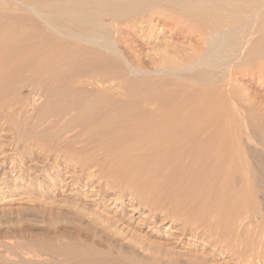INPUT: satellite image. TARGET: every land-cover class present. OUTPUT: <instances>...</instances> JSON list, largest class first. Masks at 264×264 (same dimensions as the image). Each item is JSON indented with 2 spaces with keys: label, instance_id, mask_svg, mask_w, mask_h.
Returning a JSON list of instances; mask_svg holds the SVG:
<instances>
[{
  "label": "rangeland",
  "instance_id": "rangeland-1",
  "mask_svg": "<svg viewBox=\"0 0 264 264\" xmlns=\"http://www.w3.org/2000/svg\"><path fill=\"white\" fill-rule=\"evenodd\" d=\"M31 6L21 5L14 0H0V39L3 32L13 33V35L17 33L14 40L19 42L24 39L23 44L19 42L23 46L28 41L29 44L37 42L36 40L42 36H48L47 33L49 31L47 30V33H45L39 25L47 23L42 21L36 14L38 11L37 7L33 8ZM261 9L263 12L260 17L264 18V7ZM157 15L159 14L153 17L154 20L158 19ZM262 18H260V21L264 22ZM47 19L52 20L51 17ZM148 19L149 16L147 19H143L144 23L143 21L142 23L139 22L135 24L136 26L134 24H131V26H120L119 29L122 28L123 30L121 29L122 32L117 33L119 37L118 45H120L116 46L119 54L117 52L115 54L114 50L112 53L99 46L95 47L92 45V47L91 45L87 46L89 44H81L85 45L82 48L83 50L79 49L83 52L79 51L80 55L83 56L81 59V56L77 53L79 59L76 58V62L80 64L84 58L87 59L86 56L88 55L85 54L84 57V52L100 54L99 57L102 58L98 59L97 56L95 58L97 60H91V63L87 62L89 63L87 69L95 70L99 66L102 68L108 67L122 78V82L128 88H137L135 91L137 92L138 90V94L142 91V93L148 91L155 98L162 99L161 101L165 102L166 106L169 105L167 108L173 107V104L175 105L177 102L176 107L179 105L178 107L183 109H191L190 112L188 111L190 114L186 111V115L195 119L198 117L200 121L202 118L203 120H210V122L216 123L217 126L220 125L218 126V131H223L221 129H224L226 125L224 130L231 134L241 131L242 135H244L250 129H255L257 136L264 132L263 57L261 60V57L256 52L255 55H252L253 58L254 56L256 57L254 58L255 60L257 59L254 62L250 56L242 58L245 56L244 54L238 60L233 56L234 59L232 58V60L231 55L228 54V57L225 54L222 57L223 61L212 60L217 66L219 65L218 67L212 62V68L198 66L199 69L196 67L194 68L195 70L188 69V72L186 70L179 71L177 75L175 71L171 72L172 70L170 71L171 73L169 70L168 72H157L156 69H160L162 66L163 68L164 66H166L165 68H173L177 67V65L180 67L182 63L186 64L187 60L197 56V52L199 54L203 52L205 48L200 42L201 39H198V35L189 39L190 37L186 34L179 32L173 25V23L177 24L176 22L169 21L167 23L163 19L157 23H152L153 25L151 24L148 28V24L153 20L152 18ZM165 24L169 25L166 26ZM172 28L174 29L172 30ZM254 29L256 30V25ZM14 32L16 33L14 34ZM259 39L261 43L258 41ZM263 40V34H258L252 42V44L255 43L256 45L253 44V46L251 44L248 49L251 48V51L255 50L258 52L262 51V49L264 50ZM254 47L259 49L257 50ZM192 49L196 55L193 54ZM217 52L220 51L218 50ZM123 53L135 62V66L140 64V70L144 69L145 72L133 74L126 67V62H123L125 61L122 58ZM125 54H123V57ZM114 55H116L118 61L115 60L116 57ZM218 56H221V54ZM225 56L230 58L229 60H232V63L228 58L223 63ZM241 59L244 60L241 61ZM170 60L171 62H169ZM0 61L3 62V59L0 58ZM85 61L84 63H86ZM237 61L240 65H243L239 67L240 65ZM1 62L0 70L2 71L0 72L2 74H0V77H3L6 73V75H9L12 71L15 72L13 69H22V65L20 68L14 65L13 67L15 68H13L12 64L5 62V60L4 62L7 64ZM94 62L95 64L98 62L96 66H94ZM109 62L113 66H110ZM226 62L232 64V67H227L228 64ZM103 63H106V66ZM2 64L4 66H1ZM221 65L223 66L221 67ZM90 66H93V68ZM213 66L216 67L213 68ZM201 68H203V74ZM71 69L76 70L72 66ZM206 69L211 70L207 71ZM61 70L64 71L65 69ZM227 70L229 74H227ZM209 72H212V74ZM204 73L212 75V78ZM28 74L24 75L25 79ZM203 75L207 77H203ZM230 75L231 77H229ZM207 78L210 79L208 80ZM206 80L208 81L206 82ZM195 81L197 82L195 83ZM55 84L58 85V83ZM191 85L194 86L191 87ZM0 86V100H2L0 104V264H264V210H262L264 209V201L260 198L253 197L250 199V197L245 195L240 196V190L243 189L242 186L244 187L243 184L239 183L241 185H239V188L236 185L227 186V188L217 180L214 184H211L212 186L205 185L204 189L202 187L190 189V187L184 186L185 179L183 176L179 174L174 176L173 174L168 182H164V179L162 180V187L158 186L159 188H155L151 185V177H154L155 173L160 175L162 172L152 171V160H155L152 157L154 156L145 155L142 157L140 154L137 156L138 153L128 152V141L113 139L109 137L110 130L101 129L102 125H106L108 122L106 119L102 120L103 122L101 120L99 122L97 119L92 120L89 118L90 121L88 117L78 116L76 115V110L72 111L74 107H67L71 106L70 102L67 103L65 100L66 103H64L65 101L59 99L60 97L57 99L48 98L47 93L44 95V90H39L36 86L32 87L33 85L28 83L27 80L25 82L19 80V82H14V84H0ZM55 86H53L54 88L51 87L55 89ZM82 87L78 86V89L76 85V89H72L73 94H86L87 91L84 92V90L87 86L84 89H81ZM57 88L58 86H56ZM100 88L103 89L104 87L102 88L101 86ZM124 88L125 90L122 89L120 93L113 91V89L110 91L104 89V91L111 95L117 93L119 99H123L121 101L124 102L126 97L123 94L128 89ZM233 95L234 97H232ZM8 98H11L10 101ZM138 100L137 97L131 100L133 102L125 99L130 105H137L138 113L145 112L146 107L141 105ZM252 101L257 106L260 105V108L250 111L253 106ZM51 103L55 104V107L53 105L51 108ZM189 106L190 108L188 109ZM258 110L259 112H257ZM245 114V118H240L241 116L244 117ZM206 116H209V118L207 117L206 119ZM224 116L225 118H223ZM78 118L79 121L77 120ZM99 126L102 127L99 128ZM246 126L248 129L250 126V129H245ZM85 127L97 129L94 132H89V130L86 131L87 128ZM105 128L107 127L105 126ZM123 144H128L125 145L126 150ZM109 150L113 153L111 154ZM116 153L119 155H116ZM129 154L132 158H135H133L134 163ZM157 154L155 153V156ZM122 155L124 156L122 157ZM125 155L127 159L124 160ZM128 155L130 156L129 159ZM91 156L93 159H91ZM78 157L81 159L79 160ZM139 157L143 161L144 166H142L143 164L141 166L145 167L144 170L141 167L137 168L138 163L142 162ZM158 158L159 156H157ZM108 159L109 162L107 161ZM120 159L121 162L119 161ZM148 165L151 169H148ZM82 166L85 167L86 171ZM201 167L197 168L199 170H193L192 179L199 176L202 181L203 177H205L204 179H208L211 176L215 177L214 173H211L213 171L211 168H209L211 171L208 172V169ZM139 170L140 173L143 172L141 173L142 175L138 173ZM146 170H151V176L148 174L149 171ZM144 174L150 176V179ZM199 178L196 179L197 182ZM221 188L223 189L221 190ZM237 188L238 191H236ZM229 190L231 191L229 192ZM205 191L207 194H205ZM233 191L238 193L234 195ZM187 192L192 194L191 198L194 196V199H197L198 202L191 199L193 202L190 203L193 205L189 203L188 205L190 206H183V208L188 207L185 208L187 209L186 211L181 208L182 204L179 200L184 195H188ZM208 193L211 194L210 198L208 197L209 199L206 198ZM199 195L203 199L201 197L198 198L197 196ZM220 195L221 197L224 196V198H220ZM173 197L179 198L177 201L181 204L175 211L178 214L176 216V213L172 212L170 215L165 216L163 210L168 212V210L175 209L174 201L176 199L173 201ZM251 200L256 201L252 202ZM190 210L191 216H193H190L191 218L187 217L190 214ZM179 215L181 216L179 217Z\"/></svg>",
  "mask_w": 264,
  "mask_h": 264
},
{
  "label": "bare ground",
  "instance_id": "bare-ground-1",
  "mask_svg": "<svg viewBox=\"0 0 264 264\" xmlns=\"http://www.w3.org/2000/svg\"><path fill=\"white\" fill-rule=\"evenodd\" d=\"M14 1L16 3L21 4V5L25 4L28 7L30 5H32L31 7H33V8L37 7L39 12L37 11L36 14L38 15V17L42 21L47 23V24H39V25H40V27L43 28L45 33H47V30L49 32L47 33L48 36L40 37L38 40H36L37 42H32V40H30V42H32V43L28 44L29 41L28 40H27L28 42L25 41L26 42L25 44L29 45V46H26L24 44L26 47L24 45L22 46L19 43V42L22 43L24 39L19 41V42L14 40V38L17 35L16 32H14V34L16 33V35H13V33L12 34L6 33V32H5L6 34L4 32L2 33L3 35L0 39V58L3 59V62H1V61L0 62L4 63V64L10 63V64H12V67L14 65H17L16 66L17 68H18V66L20 68V66L22 65L21 66L22 69L20 68L21 70L20 69L16 70V69H13V68H15V67H13L12 69L15 70V72L12 71L13 73L11 72V74H9V75H6L7 74L6 73V74H4L3 77L1 76L0 77V84L1 85H4V84L6 85L8 83L14 84V82H17V81L19 82V80L21 82H23V81L25 82L27 80L28 83L33 85L32 87L36 86L39 90H44V95H45V93H47L48 98L51 97L52 99L53 98L57 99L60 97L59 99H63L64 101L66 100L67 103L70 102L71 106H67V107H70V108L74 107L72 111L76 110V113H77L76 115H78V116L81 115L83 117H88V120H90L89 118H91L92 120L97 119V121L99 120V122H100V120H101V122H103L104 119H106L108 122L105 120V122H107V123H106V125H102L104 128L102 126H99V128L102 127L101 128L102 130L103 129H105V130L107 129L108 131L110 130V132H109L110 136L109 137H112L113 139H118V140L123 139V141L124 140L128 141L129 142L128 143L129 144V146H128L129 150H127L128 152L138 153L137 156H139V154H140L142 157H144L145 155L154 156V157H152L155 159V160H152L153 161L152 171L156 172V170H157V172H160V171L162 172V173L160 172L161 173L160 175H156V173H155V176L151 177L152 178L150 181L151 185L154 186L155 188L156 187L159 188L158 186H161V187L163 186V183H162L163 179L165 180L164 182H168L171 175L174 174V176H175V174H177V175L179 174V175L183 176L185 179L184 186H188V187H190V189H193L195 187L196 188L202 187L204 189L205 185L209 186L211 184H214L217 180L220 181V184L224 185L225 187H227V186L231 187V186L236 185V187L238 186V188H239V185H240L239 183H241L244 185V187L242 186L243 189L241 188L242 189V190H240L241 192L239 191L241 193L240 196L245 195L246 197H250V199L253 197L254 198H260L262 201H264V132L263 131H261L263 133H261V134H259V136H257L255 134L256 132L254 131L255 129H250V126H249L250 131H248L247 133H244V135H242L241 131L236 132V133H233V131H232L233 134H231L227 130H224L226 125L224 126V129H221L223 131H218V126H220V125L217 126L216 123L210 122L209 119H208L209 121H207V120H203V118H202V120L200 121L198 117H197L198 119L197 118L195 119V118H192V117L186 115V111H187V113H189L191 111V109L187 110L185 108L186 109L185 110L182 107H178L179 105L176 107L177 102L175 103V105L173 104V107L171 106V107L167 108L169 105L166 106V103L161 101L162 99L159 100V99L155 98L148 91L144 92V93H142L143 92L142 91L140 94H138L137 93L138 90H137V92L135 91V89H137V88H134V87L128 88L127 85H125V83L122 82V78L120 76H118V74L114 73L113 70L109 69L108 67H107L108 68L107 69V68H102L98 65L99 68L97 67L95 70H90L91 68L87 69V65L89 64L87 62L94 60L95 58H97V56H98V59L102 58V57H99L100 54L96 55V54H93V52H92V54L84 52V57H85V54L88 55V56H86L87 59L84 58L80 64L76 62V58H78L77 53H79V51L83 48V46H85L87 44H89L87 46H90V45L91 46L94 45L95 47L99 46L105 50H109L112 53L115 51L114 53L116 54V52L118 51L116 46L120 45V44L118 45L119 37L117 34L122 29V28L119 29L120 26L121 25H123V26L124 25H126V26L130 25L131 26V24L135 25V24H138L139 22L142 23V21L144 23L143 19H147L148 16H149V19H151V18L153 19L148 24V28L151 26L152 23H154V22L157 23L158 21H161L163 19L167 23L169 21L170 22L171 21L176 22L177 24L173 23V25L176 27V29H178L179 32L186 34L188 37H190L189 39L198 35V39L199 40L201 39L200 42L203 45V47L205 48L203 50V52H200V54H199V52H197L198 53L197 56H194L192 58L190 57L191 59L188 58L189 60H187L188 62L186 64L182 63V66L180 65V67H179L177 65V67H173V68L172 67L171 68L170 67L165 68L166 66H164L165 69L162 66V68L156 69L157 72H161V71L162 72H164V71L168 72V70L170 72L172 70L171 72L175 71L176 75H177V72H179V71L186 70V72H188L187 71L188 69L190 70V69H194L196 67L198 69L201 66H204V67L206 66L207 68H210L212 65V62L214 65H216L214 63V61L215 60H217V61L222 60V57H224L223 55H225V54L231 55V59L233 57H235L238 60V59H240V56L243 54L245 56L244 55H243L244 57L241 56L242 58H245L246 56L248 58V56L252 57V55H255V53L257 52L258 56L261 57L260 59L262 60V57L264 58V50L261 47L260 48L262 49V51H259V52L255 51V50L251 51L250 50L251 48L248 49V47H250V45L254 41V37H256L258 34H263V39H264V22L260 21L261 20L260 18H262V17H260V15L262 16V12H263V10L261 8L264 7V0H14ZM156 14H159V15H157L158 19L154 20L153 17L154 16L156 17ZM45 15H48V16H45ZM48 17H51L52 20L47 19ZM262 19H264V18H262ZM146 23H147V20H146ZM165 25L167 26L169 24H165ZM255 25H256V30L254 29ZM137 26H140V25H137ZM9 27H10V25H9ZM163 27H165V26H163ZM44 28L46 29V31ZM173 29L174 28H172V30ZM40 31H42V30H40ZM116 38H117V40H116ZM184 38H185V36H184ZM260 39L258 40L259 42H260ZM263 42H264V40H263ZM188 43H190V42H188ZM81 44H85V45H81ZM253 44H255V43H253ZM201 46H200V48H201ZM221 48H222V51H221ZM254 48L257 49L256 47H254ZM86 49H88V48H86ZM88 50H90V49H88ZM88 50H87V52H88ZM218 50L220 52H217ZM84 51H86V50H84ZM99 52H101V51L99 50ZM194 52L195 51L193 50V54H194ZM81 53H83V52H81ZM123 54H125V53H123ZM123 54H122V58L125 60L123 62H126V64L125 63L124 64L127 65L126 67L128 69H130V71L133 74L142 73V71L145 72L143 68H142L143 70H140L141 69L140 64H138L139 66H135L134 65L135 62H133L130 58H128V56H126V54L123 57ZM219 54H221V56H218ZM78 55L81 56L80 53ZM194 55H196V53ZM214 55H215V57H213ZM229 55H228V57H229ZM82 56H81V59H82ZM114 56L116 57V55H114ZM184 56H185V54H184ZM228 57L225 56L223 63H225V60ZM259 57H258V59H259ZM104 58H106V57H104ZM254 58H256V57L254 56ZM254 58H253V60H254V62H256L257 59L255 60ZM78 59H77V61H78ZM118 59H119V57H118ZM229 59L230 58H228V60ZM4 60L7 63H5ZM95 60H97V59H95ZM106 60H107V58H106ZM115 60H117V57ZM156 60H157V58H156ZM212 60H214V61H212ZM232 60L231 61L229 60V61L232 63ZM243 60L244 59H241V61H243ZM84 61L87 64L84 63ZM99 61H101V60H99ZM112 62H114V61H112ZM156 62H155V66H156ZM169 62H171V60ZM174 62H175V60H174ZM97 63L98 62H96V64ZM217 63H220V62H217ZM226 63L228 64L227 67H232V64H229V62H226ZM233 63H234V61H233ZM94 64H95V62H94ZM96 64L94 66H96ZM103 64H105L104 66H106V63H103ZM108 64L110 65V62ZM235 64H236V62H235ZM238 64H239V62H238ZM109 65H107V66H109ZM241 65H243V64H241ZM241 65L239 67H241ZM1 66H4V65L2 64ZM8 66H10V65H8ZM71 66H72V68H76V70H78V71L72 70ZM110 66H113V65H110ZM216 66H213V68ZM222 66L223 65H221V67ZM90 67L93 68V66H90ZM233 67H235V66H233ZM63 68L65 69L64 71L61 70ZM156 68H157V66H156ZM235 68H237V67H235ZM242 68H243V66H242ZM110 70H112V71H110ZM201 70H202L201 72L203 74V68H201ZM210 70L211 69H208L207 71H210ZM0 71H2V70H0ZM27 73H29L27 76L28 78L26 77V79H25V76H26L25 74H27ZM184 73H185V71H184ZM184 73H182V74H184ZM209 73L212 74V72H209ZM0 74H2V72H0ZM129 74H130V72H129ZM193 74H195V73L193 72ZM204 74L207 75L208 73H204ZM227 74H229L228 70H227ZM146 75H148V74H146ZM187 75H188V73H187ZM205 75H203V77ZM214 75L216 76V74H214ZM200 76H202V75H200ZM208 76H210L212 78V75L208 74ZM215 76H214V78H215ZM217 76H219V75H217ZM173 77H175V76H173ZM205 77H207V76H205ZM229 77H231V75ZM223 78H224V74H223ZM23 79H25V80H23ZM170 79H172V78H170ZM182 79H184V78L182 77ZM207 79L209 80L210 78H207ZM152 80H154V79H152ZM202 80H203V78H202ZM208 80H206V82ZM200 81H201V79H200ZM196 82L197 81H195V83ZM223 82H224V80H223ZM55 83H58V85ZM55 85L58 86L57 89H56ZM59 85H61V87H59ZM76 85H77V88H78V86L82 87V86L86 85L87 88H85L86 86L81 88V89L85 88L84 92L87 91L86 94L74 95L73 94L74 92H72V89L75 88ZM51 86L52 87L55 86V89H53L54 87L52 88ZM101 86H102V88L103 87L104 88L101 89L100 88ZM192 86H194V85H191V87ZM8 87H10V86H8ZM124 87H126V89L128 88L129 90L127 89L126 91H124L125 94H123V95L126 98L123 97L124 98V102H123V101H121L123 99H119V96L117 95V93H120V91L122 89L125 90ZM104 89L105 90L108 89L109 91L111 89H113V91L115 90L117 93H115L114 95L113 94L111 95V94L106 93L104 91ZM5 90H7V89H5ZM172 91H174V90H172ZM236 93H237V91H236ZM229 95H232V94H229ZM10 97H12V96H10ZM136 97H137V99H139L138 102H141V105H144V107H146L145 112L138 113L139 110H138L137 105L135 103H133V104H135L136 106L130 105L127 101H125V99H127L130 102H133L131 100H134V98H136ZM232 97H234V95ZM196 98H198V97H196ZM10 99H9V101H10ZM219 100H220V98H219ZM252 100H253V98H252ZM1 101L2 100H0V104L2 103ZM66 101L64 103H66ZM165 101H166V98H165ZM11 102H13V101H11ZM172 102H174V101H172ZM11 104H13V103H11ZM53 105L55 107V104L51 103V105H50L51 108L53 107ZM187 105H188V103H187ZM252 105L253 106L250 109V111H254V110H257L260 108L259 107L260 105L257 106L256 104H254V101H252ZM181 106H182V103H181ZM140 108H142V107H140ZM189 108H190V106L188 107V109ZM142 109H144V108H142ZM192 110H193V106H192ZM237 110H239V109H237ZM260 110H262V109H260ZM48 111H50V110L48 109ZM257 112H259V110ZM58 114H60V113H58ZM241 114H243V113H241ZM246 114L244 115V117L241 116L240 118H245ZM66 115H67V113H66ZM207 117L209 118V116H206V119H207ZM223 118H225V116ZM250 118H252V117H250ZM73 119H75V118H73ZM85 119H87V118H85ZM214 119H215V117H214ZM77 120L79 121V118ZM81 121H83V120L81 119ZM99 122H98V124H99ZM244 122H247V121H244ZM105 126L107 128H105ZM247 126L245 127V129H248ZM85 128H87V127H85ZM228 128H230V127H228ZM251 128H252V124H251ZM62 129H65V128H62ZM95 129H97V128H87L86 131L89 130V132H92V131L94 132ZM228 130H230V129H228ZM243 130H242V132H243ZM245 134H246V136H245ZM72 139H74V138H72ZM109 140H111V139L109 138ZM114 141H116V140H114ZM117 142L120 143L119 141H117ZM117 142H115V143H117ZM111 143H113V142H111ZM128 144H125V145H128ZM125 145L123 144L124 149H125ZM123 146L121 145V147H123ZM121 149H123V148H121ZM114 150H112V151H114ZM119 151H121V150H119ZM112 153L113 152H111V154ZM124 153H126V152H124ZM155 153H158V154L155 156ZM107 154H106V156H108ZM111 154L109 153L110 156H111ZM69 155H70V153H69ZM116 155H119V154L116 153ZM123 156L124 155H122V157ZM130 156L128 157V159L130 158ZM134 156H136V154H134ZM157 156H159L158 159H157ZM119 158H120V156H119ZM131 158H132V156H131ZM133 158H132V160L134 163L135 158L134 159ZM78 159H79V157H78ZM91 159H93V157ZM125 159H127L126 155H125L124 160ZM139 159H140V161H142L141 157H139ZM107 161L109 162V159ZM119 161L121 162V159ZM119 161H117V162H119ZM126 163H128V162H126ZM129 164H130V162H129ZM138 164L140 166L138 165V167L137 166L136 167L137 168L141 167L144 170L145 167H142V166H144L143 161L138 163ZM141 164H143V165L141 166ZM80 165H81V163H80ZM90 165H88V166L90 167ZM99 165H101V164H99ZM201 165H203V166L201 167ZM199 166L201 168L208 169V172L211 171V169L213 171H215V172H213V171L211 172V173H214L215 177H213V176H211L210 178L207 177L208 179H204L205 177H203L202 181H201V179L199 178V176L197 174L198 177L195 179H192L193 178V172H194L193 170L194 169L196 170ZM209 168H211V169L209 170ZM83 169L86 171L85 167H83ZM148 169H151V167L149 165H148ZM197 170H199V169H197ZM205 170H203V171H205ZM146 171H149L148 174L150 175L151 170H146ZM87 172H89V171H87ZM138 173L141 174L143 172L140 173V170H139ZM215 173L218 175H216ZM144 175L149 177L148 179H150L151 175L150 176H148L147 174H144ZM198 178H199V181L197 182L196 179H198ZM179 179H180V177H179ZM183 180H182V182H183ZM177 181H179V180H177ZM165 184H168V183H165ZM170 185H172V184H170ZM233 188H235V187H233ZM238 188L236 191H238ZM222 189L223 188H221V190ZM197 190H200V189H197ZM205 190L208 191L207 189H205ZM206 191H205V194H207ZM230 191L231 190H229V192ZM229 192H228V194H230ZM233 192L235 193L234 195H236L238 193V192L236 193L235 191H233ZM181 193H182V191H181ZM205 194H204V196H206ZM210 195L211 194L208 193L206 198H208ZM191 196H192V194H189V193H188V195L186 194L183 197L180 196L181 201L179 200V202H181V204H182L181 208H183L184 205H188L190 202H193L191 199H194V196H193V198H191ZM197 197L202 198L201 195H199ZM222 197L224 198V196H222ZM222 197L220 195V198H222ZM176 198L173 197L172 198L173 201ZM178 199H176V201ZM194 200L197 201V199H194ZM176 201H174L175 205H176L175 209L168 210V212L166 209H165L166 212L163 210V214L165 216H167L168 214L170 215L172 212H175L176 208H178V206L181 205L178 203V201L177 202ZM251 201L253 202L254 200H251ZM249 203H251V202H249ZM190 204H192V203H190ZM188 206H190V205H188ZM185 208H188V207L186 206L183 209H185ZM152 209H153V205H152ZM185 210L187 211V209H185ZM262 210H264V209H262ZM194 212H196V211H194ZM175 213L177 216L178 213L177 212H175ZM189 213L190 214H188L187 217L191 216V214H192L191 210L189 211ZM194 214H196V213H194ZM180 216L181 215H179V217ZM191 217H193V216H191ZM202 217H204V216H202ZM207 218H210V217H207ZM205 222H206V220H205Z\"/></svg>",
  "mask_w": 264,
  "mask_h": 264
}]
</instances>
